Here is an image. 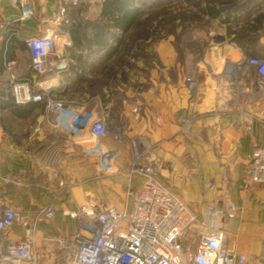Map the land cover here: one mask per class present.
Listing matches in <instances>:
<instances>
[{
	"label": "crops",
	"instance_id": "1",
	"mask_svg": "<svg viewBox=\"0 0 264 264\" xmlns=\"http://www.w3.org/2000/svg\"><path fill=\"white\" fill-rule=\"evenodd\" d=\"M72 2L69 11L76 5V0ZM58 4L59 0H29L33 16L19 22V6L0 0V91L10 85L12 73L29 81L33 92L45 91L76 111H92L112 126L99 143L113 159L114 170L100 172L91 153L94 139L69 134L65 115L47 114L39 106L27 117L17 118L0 108V200L29 218L48 204L53 210L50 218L41 216L32 241L15 223L0 236V245L25 243L37 254L39 264H49L51 246L45 238H71L75 220L69 214L87 206L95 211L130 210V193L139 191L144 182L143 175L129 170L135 143L141 150L149 149L140 163L148 165L159 183L197 218L182 238L185 248L194 251L200 236L220 230L224 247L264 264V184L246 183L251 153L264 148V80L248 64L251 58L264 59V0L252 3L247 17L239 12L231 27L234 33L224 28L214 39L218 42L185 77L176 62L174 34L163 37L157 46L158 64L147 80L130 78L127 64L134 60L120 48L121 43L114 50L106 44L73 45L70 26L52 20ZM97 20L84 18L83 22ZM241 30L248 38H239L238 44L234 38ZM84 35L95 39L92 33ZM33 36L54 38L58 56L54 70L41 75L31 70L25 40ZM12 37L17 43L10 44ZM210 57L216 63L212 59L210 63ZM7 63H12L9 68ZM191 98L193 108L188 106ZM190 117L189 124L180 126L183 118ZM91 169L106 176V206L81 205V175L88 171L90 181ZM228 204L236 208L238 217L214 220L203 211L207 205L225 209Z\"/></svg>",
	"mask_w": 264,
	"mask_h": 264
},
{
	"label": "built area",
	"instance_id": "2",
	"mask_svg": "<svg viewBox=\"0 0 264 264\" xmlns=\"http://www.w3.org/2000/svg\"><path fill=\"white\" fill-rule=\"evenodd\" d=\"M20 9L19 22H25L33 16L29 0H11ZM73 0H59L58 9L52 20L60 25L68 24L69 6ZM30 52L31 68L37 74L54 70L56 44L52 36H33L25 40ZM12 63H7L9 68ZM248 64L254 68L257 76L264 80V59L251 58ZM192 80L189 78L188 82ZM12 95L17 104L27 102L43 103L47 114L65 115L69 118L68 132L72 136L90 135L95 141L91 153L97 157V165L103 174L114 170L113 159L100 145V139L112 129L110 124L95 117L87 109H70L62 100L55 99L47 92H33L30 82L18 79L10 73ZM195 99L189 100L193 108ZM193 118V116H191ZM186 119L189 124L193 119ZM245 122L250 120L245 118ZM184 125V126H185ZM264 133V124L262 126ZM35 129L34 132H37ZM131 169L144 176V182L137 192L130 193V210L120 211L114 207H104L95 211L87 206L70 215L75 220V229L71 238L49 236L45 240L51 246L47 255L49 264H255L248 256L240 255L224 247V233L215 230L199 237L194 251L185 248L182 238L197 221L185 204L174 196L154 177L148 165L141 164L149 149L141 150L137 144H131ZM247 184H264V148H256L251 153L247 170ZM203 211L214 220L220 216L229 219L238 217L236 208L228 204L225 209L207 205ZM53 210H40L39 216L50 218ZM18 223L28 239L32 241L36 225L27 214L6 207L0 200V236ZM0 264H39L38 256L28 245L12 241L6 246L0 245Z\"/></svg>",
	"mask_w": 264,
	"mask_h": 264
},
{
	"label": "rangeland",
	"instance_id": "3",
	"mask_svg": "<svg viewBox=\"0 0 264 264\" xmlns=\"http://www.w3.org/2000/svg\"><path fill=\"white\" fill-rule=\"evenodd\" d=\"M140 1L143 3L140 4ZM101 2L102 0H76L73 11H69L70 22L66 24V27H69L73 21L83 22L84 18L97 20ZM134 4L142 5V12L136 25L126 34L116 32L117 38L122 40L120 48L127 50L129 58L134 60L127 64L129 76L133 80L142 77L146 80L149 78L154 64H158L157 46L163 37L174 34L176 62L184 70L182 75L185 77L195 70L196 65L200 64L202 58L206 56L207 49H211V45L218 42L214 40L215 37L222 34L224 28L228 30L229 27H233V25L225 26L220 20L206 18L205 15L197 13L202 11L203 5L199 10L194 9L184 0H136ZM211 59L216 63L213 57H210V63ZM138 86L144 87V83ZM129 170L134 174L137 173L133 172L131 167ZM87 174L88 171L82 172L79 184L81 205L100 203L106 206L109 204L104 193L107 189L106 176L91 169L89 181ZM48 205L45 208H49ZM39 212L30 218L36 226L42 221ZM248 257L255 261L254 257Z\"/></svg>",
	"mask_w": 264,
	"mask_h": 264
},
{
	"label": "trees",
	"instance_id": "4",
	"mask_svg": "<svg viewBox=\"0 0 264 264\" xmlns=\"http://www.w3.org/2000/svg\"><path fill=\"white\" fill-rule=\"evenodd\" d=\"M136 0H102L100 4V13L96 22H74L70 25V35L72 44L89 48V45L95 44L99 47L109 45L111 50L116 49L121 43V38H117L116 32L126 34L133 26L136 25L141 14L143 1L139 6L134 4ZM186 4L194 9H198L203 5L201 12L208 19L220 20L223 24L233 25L234 19L239 12H244L247 17L250 15L252 8L250 5L257 0H184ZM250 7V8H249ZM197 13H194L197 15ZM244 16V17H245ZM229 27V26H228ZM114 31V32H113ZM242 31V30H241ZM85 33L95 35L94 40H88ZM228 34H233L231 27L227 30ZM79 34L82 37L79 39ZM103 38V41L99 40ZM239 38H248V33L238 32L234 41L239 44ZM116 44L114 47L109 44ZM17 43L15 38L10 39V44ZM12 47H15L12 45ZM8 55V52L7 54ZM3 49L0 51V73H2ZM32 70V69H31ZM28 76V74H26ZM24 80V79H23ZM9 84V83H8ZM44 106L43 103L27 102L25 104H17L12 95L11 86L7 85L0 91V108L8 109V111L17 118H25L34 111L35 108Z\"/></svg>",
	"mask_w": 264,
	"mask_h": 264
},
{
	"label": "water",
	"instance_id": "5",
	"mask_svg": "<svg viewBox=\"0 0 264 264\" xmlns=\"http://www.w3.org/2000/svg\"><path fill=\"white\" fill-rule=\"evenodd\" d=\"M180 126H184L186 124V119L183 118L181 121H180ZM219 209H223V206H219Z\"/></svg>",
	"mask_w": 264,
	"mask_h": 264
}]
</instances>
